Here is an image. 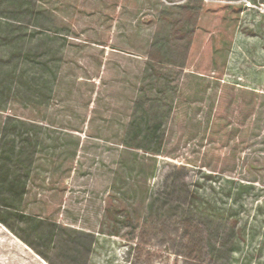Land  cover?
Masks as SVG:
<instances>
[{
	"label": "rangeland",
	"instance_id": "obj_1",
	"mask_svg": "<svg viewBox=\"0 0 264 264\" xmlns=\"http://www.w3.org/2000/svg\"><path fill=\"white\" fill-rule=\"evenodd\" d=\"M24 145L0 264H264V0H0V165Z\"/></svg>",
	"mask_w": 264,
	"mask_h": 264
},
{
	"label": "trees",
	"instance_id": "obj_2",
	"mask_svg": "<svg viewBox=\"0 0 264 264\" xmlns=\"http://www.w3.org/2000/svg\"><path fill=\"white\" fill-rule=\"evenodd\" d=\"M184 35V33L182 32L180 35ZM179 35V37L177 36V39L179 38L180 40H183L184 37H182ZM217 49H215V53H216ZM139 99V98H138ZM137 107H142V105L137 102L136 103ZM138 119L137 118H133L130 122V139H132L131 137H133V139H137L140 138L142 140V142H146V144L150 145L149 148H151V145L156 141V140H160L162 137V133L160 135L159 133V129H160V122L154 123L153 119L150 117L149 114H147V112L142 113ZM137 119V120H136ZM134 136H133V134ZM25 144V143H24ZM27 144V143H26ZM29 145H24L23 148L21 149H16L13 148V150H11L8 153V156H6L3 160L4 163L0 165V196L2 194V192H4L5 187H8L10 189H13L14 186H16V182L17 181V173L23 172L24 170H22V163L24 162V160L26 159V154L28 152L27 147ZM14 147V146H13ZM27 150V151H25ZM17 172V173H16ZM31 220H27V223H31ZM0 223L5 225V221L3 219H1L0 217ZM29 225V224H28ZM31 227V226H30ZM34 236L37 240L41 241L43 243H50L52 241L55 240L56 238V233H54L52 230L50 231H44V228L42 227V225L40 223H37V225H34ZM28 246H31L30 244H28ZM73 257H71L72 259L74 258L73 252L70 253Z\"/></svg>",
	"mask_w": 264,
	"mask_h": 264
}]
</instances>
